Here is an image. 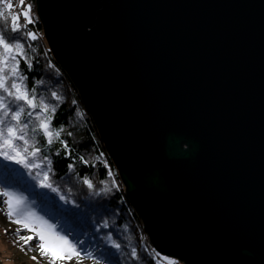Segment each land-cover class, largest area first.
I'll list each match as a JSON object with an SVG mask.
<instances>
[{"label":"water","instance_id":"1","mask_svg":"<svg viewBox=\"0 0 264 264\" xmlns=\"http://www.w3.org/2000/svg\"><path fill=\"white\" fill-rule=\"evenodd\" d=\"M156 250L264 264V0H36Z\"/></svg>","mask_w":264,"mask_h":264},{"label":"snow or ice","instance_id":"2","mask_svg":"<svg viewBox=\"0 0 264 264\" xmlns=\"http://www.w3.org/2000/svg\"><path fill=\"white\" fill-rule=\"evenodd\" d=\"M14 7H19L21 11L13 12ZM31 7L25 6L24 0H19L17 5H14L12 0H0V159L19 165L26 171V175L36 182V186L57 193L61 201L69 204L72 203L69 199L71 190L61 194L59 186L53 180L51 159V155H60L61 151L66 157L73 155L69 140L65 138L72 137L73 131L66 125L52 124L55 113L64 103V98L57 91H51L48 97L43 94L38 96L35 85H42L44 82L35 81L34 86L29 89L26 84L27 76L19 68L21 60L25 62L28 71L33 67L30 50L34 52V48L30 42L36 41L38 36L28 27L36 20L31 14ZM21 17L23 24L20 23ZM80 115L82 114L76 112V116ZM53 144H59L60 147L52 149ZM76 159L85 166L94 167L82 155ZM96 160L103 163L102 154L98 155ZM8 167L9 165H4L5 169ZM75 167L74 159L68 165L69 174L74 172ZM107 175L111 177L112 172L109 170ZM81 182L89 189L95 187L87 177L82 178ZM102 191L110 192L112 188L106 186ZM0 204L4 205L5 214L10 221L34 232V236H19L21 229L17 228L15 235L19 236L25 245L36 239V250L41 257L48 260V264L73 259L76 264H81L85 259L92 260L93 264H100V260L104 258L105 253L100 248L83 247L84 240L75 238L73 231L66 232L59 221L54 223L45 215L39 214L33 207L35 201H29L24 192L14 191L10 187L0 188ZM109 227V222L103 220L96 230ZM101 239L117 250L122 248L121 243L115 240L111 233ZM126 239L130 247L129 256L135 261H143L144 258L137 248L131 245V237ZM97 252L100 254L97 255ZM145 252L150 264H176L174 260L153 249L145 247Z\"/></svg>","mask_w":264,"mask_h":264},{"label":"trees","instance_id":"3","mask_svg":"<svg viewBox=\"0 0 264 264\" xmlns=\"http://www.w3.org/2000/svg\"><path fill=\"white\" fill-rule=\"evenodd\" d=\"M35 1L29 0L34 10L33 12L31 10V14L36 20L34 24L28 25L38 36L36 41L30 42L34 48V52L30 50L33 67L31 71H28L25 62L21 60L19 68L27 76L26 84L29 89L34 86L35 81L44 82L42 85H35L38 96L43 94L48 97L51 91H57L64 98V103L55 113L52 124L53 126L66 125L73 131L72 137L65 136L69 140L73 155L66 157L61 151L60 155H51V159L54 170L53 180L59 186L61 194L68 189L71 190L69 199L72 203L65 204L59 199L57 193L49 190L39 187L31 189L27 181L31 178L26 175V171L19 165L2 159H0V181L6 185L16 186L24 192L35 201L36 207L51 214L55 222L59 221L64 227L71 229L75 238L79 237L84 240V243L89 242L92 246L100 248L105 253L104 258L116 264H150L145 247L158 251L151 244L138 211L125 194L118 171L106 151L95 122L86 109L77 87L49 49L43 25L36 12ZM12 11L19 12L21 9L14 7ZM20 23H24L23 17ZM76 112L82 115L76 116ZM70 120L71 123H69ZM59 147V144L52 145V149ZM100 154L103 156V163L96 160ZM81 155L94 167L80 163L76 158ZM74 159L76 167L74 172L69 174L68 165ZM4 165L9 167L5 169ZM109 170L112 172L111 177L107 175ZM84 177L92 181L95 186L93 189H89L81 182ZM106 186L112 188V191H102ZM103 220H107L110 227L99 228L97 231V226ZM108 233L121 243L120 250L111 247L101 239ZM126 237H131V245L137 248L141 257L144 258L143 261H135L129 256L130 247ZM99 254L97 252V255Z\"/></svg>","mask_w":264,"mask_h":264},{"label":"rangeland","instance_id":"4","mask_svg":"<svg viewBox=\"0 0 264 264\" xmlns=\"http://www.w3.org/2000/svg\"><path fill=\"white\" fill-rule=\"evenodd\" d=\"M19 0H13V4L17 5ZM24 5H30L29 0H24ZM36 8V6H35ZM32 12L33 7H31ZM31 184V189H35L36 182L32 179L27 180ZM122 183V181H121ZM123 185V183H122ZM10 187L14 191H21L17 189L16 186L6 185L0 181V188ZM25 194V193H24ZM26 195V194H25ZM29 201H32L30 197H28ZM63 202V201H62ZM33 207L37 210V212L41 215H45L46 218L53 220V217L50 216L51 214H47L46 212L42 211L38 206ZM143 223V222H142ZM17 228H20L21 231L19 232V236H34V232L28 231L24 229L21 224L14 223L9 220L7 215L5 214L4 205L0 204V264H48V260L40 256L39 252L36 250V239L30 241L29 245H25L23 240L19 239V236L15 235ZM65 231H69L66 227ZM73 238V237H70ZM79 238V237H77ZM80 239V238H79ZM92 244L84 243L83 247H89ZM31 248V250H29ZM23 249V250H22ZM36 257V259H33ZM168 257V256H167ZM170 259L174 260L176 264H183L182 262L178 261L175 258L169 257ZM57 264H76V260L73 259L72 261H57ZM81 264H93L92 260L85 259L81 261ZM100 264H116L113 261H110L107 258H103L100 260Z\"/></svg>","mask_w":264,"mask_h":264},{"label":"bare ground","instance_id":"5","mask_svg":"<svg viewBox=\"0 0 264 264\" xmlns=\"http://www.w3.org/2000/svg\"><path fill=\"white\" fill-rule=\"evenodd\" d=\"M30 182L28 181V185H29V187L31 188V184H29ZM33 201V200H32Z\"/></svg>","mask_w":264,"mask_h":264}]
</instances>
